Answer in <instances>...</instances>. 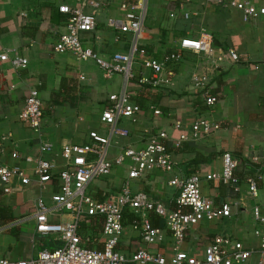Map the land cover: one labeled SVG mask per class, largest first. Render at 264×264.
Segmentation results:
<instances>
[{
	"label": "crops",
	"instance_id": "1",
	"mask_svg": "<svg viewBox=\"0 0 264 264\" xmlns=\"http://www.w3.org/2000/svg\"><path fill=\"white\" fill-rule=\"evenodd\" d=\"M88 1L98 6L79 0H0V54L12 50L27 60L26 67L21 69L13 68L9 62L0 63V163L21 167L25 176L34 182L37 176L24 158L37 157L43 141L53 146L52 152L44 155L45 159L55 163L57 169L62 168L64 160L60 153L63 147L87 143L91 131L108 135V126L101 123L100 115L110 105L111 95L127 92L140 111L134 122L127 118L119 120L117 125L126 130L127 136L112 137L110 156H115L121 148H142L150 135L165 132L169 136L166 145L176 164L172 173L155 170L144 174L132 183V189L146 193L168 209H175L178 190L168 186L169 179L172 176L184 179L198 173L203 196L216 206L230 205L229 218L205 220L191 227L185 234L181 250L194 258H202L205 248L217 237L257 249L258 239L253 232L261 227L254 220L252 210L259 207L264 216V143L261 134L264 65L259 69L254 65L264 62V18L243 21L240 11L224 6L232 0H223V5L208 4L205 0H148L140 45L148 56L158 61H163L169 54H180L178 60L167 65L173 72L171 86L153 88L138 83L139 77L150 75L149 71L137 67L134 78L127 81L120 74L106 78L93 61H79L72 54L53 51L68 19L59 12L60 6L80 8L85 15L94 17L95 29L82 33L81 39L100 57L107 60L115 53L128 51L132 36L108 28L107 21L122 19L125 11L121 4L133 0ZM248 1L255 8H264V0ZM201 32L211 36L212 46L217 51L236 52L238 62L226 58L222 63L214 64L203 54L179 49L181 39L198 38ZM199 75L208 77L210 92L218 99L213 108L204 105L200 90L193 86L192 78ZM31 90L38 92L43 105L39 133L18 121V114ZM153 109L160 110L161 114L154 115ZM197 118L218 122L221 128L211 137L186 142L181 149H172L170 140L180 133H187ZM176 122L182 124L181 129L174 128ZM13 151L17 152L18 158L11 157ZM225 151L239 162L236 174L240 179V190L236 193L228 186H216L205 180L207 174L220 171L219 156ZM128 166L126 161L108 176L92 182L87 194L99 201L116 194L127 176ZM57 176L54 171L43 189L34 186L24 191L20 190V182L14 179L9 185L12 190L9 195L3 193L4 186L0 185V208L8 217L5 221L0 220V258H35L40 250H52L61 245L53 237L35 233L34 222L28 218L38 198L50 204L51 197L59 191ZM248 177L256 180V197L247 192L245 180ZM132 217V212L124 213L123 231L117 246L126 256L144 246L139 229L132 225ZM68 219L63 217L64 221ZM89 221L82 219L80 235L97 236L85 246L102 250V224L91 226ZM158 221L162 222V226L156 227L163 230V241L149 250L170 258V232L163 220ZM250 258L244 264L248 261L264 264V259L261 260L257 253Z\"/></svg>",
	"mask_w": 264,
	"mask_h": 264
},
{
	"label": "built area",
	"instance_id": "2",
	"mask_svg": "<svg viewBox=\"0 0 264 264\" xmlns=\"http://www.w3.org/2000/svg\"><path fill=\"white\" fill-rule=\"evenodd\" d=\"M94 7L98 5L88 0ZM190 2V0H185ZM212 5H223V0H205ZM148 0H133L121 4L125 11L122 19H109L108 28L130 34L132 41L126 53H115L109 59L100 57L91 48L84 45L81 34L89 33L95 29V19L85 15L80 8L70 9L67 6L58 8L60 13L68 16L65 30L54 43L53 51L56 53H69L79 61H93L104 73L106 78L115 74L122 75L125 80L134 78L133 67L150 72L149 76L139 77V84L156 87L171 86L170 78L173 72L168 69L169 62L178 60L180 54H171L163 61L148 56L140 45L144 33V22L147 13ZM242 13L243 21L264 18V8H255L248 0L229 1L224 4ZM185 17L187 15L185 14ZM179 49L194 54H203L214 64L222 63L226 58L231 62H238V55L233 50L222 52L212 46L211 36L201 32L198 38H183ZM12 50H5L0 54V63L9 62L13 68H25L27 60ZM10 54L13 56L10 57ZM263 63L255 64L259 69ZM193 86L200 90L204 105L213 108L218 99L210 92L209 79L206 75L194 76ZM110 105L100 115L101 123L108 126V135H100L95 131L88 134L89 141L85 144H70L62 148L61 157L64 160L62 168L45 159V154L53 150L52 144L41 141L39 155L27 156L24 162L31 166L37 176L33 182L25 176L24 170L19 166L8 167L0 163V185L3 193L9 195V187L14 179L20 182V190L37 186L43 189L57 171L60 180L59 191L51 197L50 204L38 198L29 219L34 222L35 233L42 236L53 237L61 245L53 250L42 249L35 258L8 260L0 258V264H244L252 254H258L264 259V216L259 207L252 210L254 220L260 225V230L253 232L258 239L257 249L245 248L239 241L217 237L209 244L202 258H194L181 250V244L186 232L202 221H212L217 218H229L231 208L228 203L216 206L201 193V176L198 173L179 178L172 176L168 186L178 190L175 199V209H168L160 202L151 199L142 191H134L132 183L144 174L155 170L172 173L175 169L173 155L166 145L169 136L165 132L150 135L145 145L139 149L121 148L115 156H110L111 139L113 136H127L124 129L118 127L121 118L135 121V115L140 111L139 106L131 102V95L121 92L109 97ZM42 101L36 90H31L25 98L22 109L18 114V121L27 125L35 133H39L42 120ZM154 115H160L158 109H153ZM175 129H181L182 124L176 122ZM221 128L215 121L197 118L190 125L187 133H180L178 137L170 140L172 149H181L189 141H198L201 138L211 137ZM262 142L264 143V121L261 127ZM4 139V138H3ZM13 159L18 158L16 151L11 154ZM220 171L209 173L205 180L216 186H228L236 193L240 190V179L237 176L239 162L230 152H223L219 156ZM129 162L127 176L116 194L108 195L103 200H95L87 194L88 186L95 180L108 176L116 166ZM247 192L251 197L257 195L256 180L248 177L245 180ZM23 187V188H22ZM22 188V189H21ZM132 212L133 227L139 229L141 241L144 245L136 249L130 256L124 255L117 248L123 231V218L125 212ZM67 216V221L63 217ZM100 217L102 226L100 235L103 238L102 250H94L85 246L92 238L82 237L79 234L82 219L87 217ZM151 216L163 220L165 228L170 232L172 239V255L170 258L158 252L149 250L163 241V230L152 225ZM21 218L20 220H28Z\"/></svg>",
	"mask_w": 264,
	"mask_h": 264
},
{
	"label": "trees",
	"instance_id": "3",
	"mask_svg": "<svg viewBox=\"0 0 264 264\" xmlns=\"http://www.w3.org/2000/svg\"><path fill=\"white\" fill-rule=\"evenodd\" d=\"M169 55H171V54H169ZM7 219H8V217H7L6 211L3 208H0V220L5 221ZM151 219H152V221L154 223L153 226H155V227L156 226H162V222L158 221V219H159L158 217L152 216ZM85 220H90L89 223L91 224V226L96 225V227H97V226L102 224V220L98 216L97 217H87V218H85ZM131 220L133 221L134 217H132ZM79 234H80V232H79Z\"/></svg>",
	"mask_w": 264,
	"mask_h": 264
},
{
	"label": "rangeland",
	"instance_id": "4",
	"mask_svg": "<svg viewBox=\"0 0 264 264\" xmlns=\"http://www.w3.org/2000/svg\"><path fill=\"white\" fill-rule=\"evenodd\" d=\"M136 69H138V68H137V67H133V70H134V71H136ZM112 172H113V171H112ZM250 259H251V258H250ZM252 259H254V258L252 257ZM252 259H251V260H252ZM247 264H252V263H251V261H250V262L248 261Z\"/></svg>",
	"mask_w": 264,
	"mask_h": 264
}]
</instances>
